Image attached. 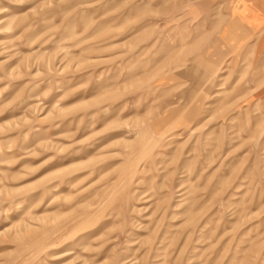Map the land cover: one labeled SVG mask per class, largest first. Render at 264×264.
I'll list each match as a JSON object with an SVG mask.
<instances>
[{"label": "rangeland", "instance_id": "374dc122", "mask_svg": "<svg viewBox=\"0 0 264 264\" xmlns=\"http://www.w3.org/2000/svg\"><path fill=\"white\" fill-rule=\"evenodd\" d=\"M0 264H264V0H0Z\"/></svg>", "mask_w": 264, "mask_h": 264}]
</instances>
